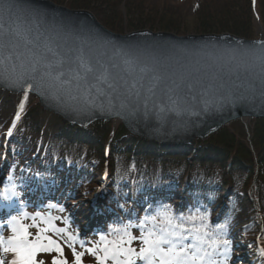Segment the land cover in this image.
I'll use <instances>...</instances> for the list:
<instances>
[{"label":"water","instance_id":"1","mask_svg":"<svg viewBox=\"0 0 264 264\" xmlns=\"http://www.w3.org/2000/svg\"><path fill=\"white\" fill-rule=\"evenodd\" d=\"M4 3L11 7L0 8V89L35 97L70 125L113 121L170 147L205 140L234 120L264 119L262 32L118 33L89 10Z\"/></svg>","mask_w":264,"mask_h":264},{"label":"trees","instance_id":"2","mask_svg":"<svg viewBox=\"0 0 264 264\" xmlns=\"http://www.w3.org/2000/svg\"><path fill=\"white\" fill-rule=\"evenodd\" d=\"M51 1L71 9L89 10L101 24L119 33L125 32L122 23L124 10L129 16L139 15L146 23L143 25L139 20L127 22L129 30L141 29L148 24L151 27L159 25L161 30L170 28L177 35H184L185 30L193 26L200 33L227 32L250 39L256 38V25L253 21L255 11L264 32V0H200L191 13V0H179L174 5L164 0ZM187 16L191 18L190 21L186 20ZM204 23L210 24L208 28H201ZM21 98V94L0 89V122L4 124H0V135L9 118L17 112ZM112 123L99 121L86 128H79L43 110L34 97L26 96L17 124L20 133L9 142L7 160L18 158L32 147L39 146L49 158L42 161V182H50L54 172L60 175L71 164L70 175L79 184L93 181L94 168L89 161L95 159L97 166L102 169L107 162L110 177H114L118 187L114 194L108 195V200L117 198L119 205L116 207L127 208L132 204L133 209L142 207V212L152 216L167 212L178 217L179 223L187 228L209 229L217 239H228L230 232H235L251 246L255 244L253 239L260 228L264 232V119H251L247 127L241 120L232 121L206 140H195L192 145L174 146L172 153H166L167 146L130 136L121 124L109 142ZM81 144L87 147L84 151L79 149ZM106 146L110 149L108 158L105 157ZM49 150L51 153H48ZM116 155H128V158H115ZM144 158L160 161L161 167L155 169L144 165ZM180 159H185L188 167L185 187L190 183L196 185V188L186 189L183 193L182 205L175 198L179 189L176 183L182 182L183 175L179 178L165 171ZM194 165L200 171L192 180L189 171ZM127 168L129 176L122 177L125 173L122 170ZM217 168L220 169L221 186L223 189L229 188L231 194L222 212L215 214L216 208H213L212 203L216 202L215 193L220 191L212 187L215 185L214 170ZM254 176L256 206L247 196ZM15 177L18 178L17 174ZM25 180L29 183L33 181L32 175L27 173ZM236 184L242 186L241 196L234 191ZM212 217L215 219L212 220ZM221 225L226 227L221 228Z\"/></svg>","mask_w":264,"mask_h":264},{"label":"rangeland","instance_id":"3","mask_svg":"<svg viewBox=\"0 0 264 264\" xmlns=\"http://www.w3.org/2000/svg\"><path fill=\"white\" fill-rule=\"evenodd\" d=\"M152 1L156 2L157 0H152ZM164 1L166 3H170L171 5H174L179 0H164ZM199 1L200 0H191V6H190L189 13H191L192 8H194ZM123 12L125 13L124 21L122 22L123 26H125L124 27L125 32L123 33L135 31V30H129L126 27L127 22L134 23L135 21L139 20L141 24L143 25L146 24L144 19L141 18L139 15L129 16L126 14L125 10ZM190 19L191 18L190 17L188 18L187 16L186 20L190 21ZM253 21L256 25L255 36L256 38H258L261 35L259 31V26L261 27V25L258 22L257 16H255ZM208 22L211 24V21H208ZM210 24L204 23L203 27L201 28H208ZM159 27H160L159 25L151 27V25L147 24L141 29H149L152 31H167V32L177 34L175 30L173 29L168 28L166 30H161L159 29ZM137 30H140V29H137ZM185 31H186L185 34H194V33L202 34L198 32L197 29L194 28L193 26L192 27L189 26V28L186 29ZM0 124H3V122H0ZM112 124H113L112 128L115 131L119 124L117 126H115L114 123ZM248 124L249 122L245 123L246 126ZM19 133H20V129L18 128L15 135H17L18 137ZM173 147L174 145H172L171 147H168L167 148L168 150L166 151V153H172ZM86 148L87 147L85 144H81L79 147V149L82 151H84ZM118 156L120 157L125 156L128 158V155L127 156L126 155H116L115 158H119ZM1 159H2V156H0V184L2 183L4 186L3 187L0 186V190H1L0 194L2 193L6 194L8 198H12L13 195L16 194L17 196L20 197L21 202L24 204L17 211L11 212L8 218L9 225L2 232L0 230V235H2L6 241L8 236L14 234L12 232L13 225H15L16 227H19V225L24 224V225H28V231L31 233V235L29 236L30 240H35L39 236L41 244L49 245L48 237H51V239L55 241L56 244L60 245L61 248L63 249L62 252H57L55 250L56 244H52L50 245V247L52 248V251L38 252L36 254V259L38 261H44V264H52V258L55 256L59 259H66L68 261V264H113L114 262L108 261L107 258L112 259L113 257H116L120 261H123V259H126V260L128 259V257L122 251H119V249L131 247L138 253L141 247H147V245L143 244L142 240L135 239V240H132L130 244L128 245L123 244L120 247H114L115 243H113L112 247H108L106 249L104 247L106 243H104V246L97 244L96 247L92 245L93 246L92 248L86 249V247H90V246L86 244L80 246L77 243H73L71 239L66 236V234L64 233L65 231L61 230L64 228V225H66V222H67L66 213L68 211H70V213L73 215L74 218H82L83 216L81 217V214L85 213L86 210H81L83 212L79 211L77 213L76 211H78L79 209L85 208L87 205H90L93 202L97 203V201L99 203L97 205L100 208V211L102 210V207H100L101 198L106 199V196H102V194L95 193V190L100 185L101 172H102V167H99V165L97 166L95 159L89 161V164L92 166V168H94V171L92 172V177L94 181L92 183L75 184L73 181V178H70V179L63 180L60 184H58V182L55 184L50 182L48 183L49 187L46 185L47 186L46 188H50V189L56 188V189L61 190V192H65L66 191L65 188H66L68 191L64 195H67V196L72 195V197L75 199L67 200L65 201L66 203L63 201H60V202L49 201L42 207H39L37 204L34 203L35 200L38 199L36 198V195L33 198L29 197L30 200H28L27 199L28 196H25L23 198L22 195H24L25 192L21 191V188L19 186H18L19 189H17L11 185L12 183L10 180V172H8L9 165L5 161L2 162ZM159 162L160 161L158 160H154V158H144L143 160L144 165L151 166L150 168L154 167L155 169H158L161 167ZM186 164L187 162L185 159H180L178 163L168 166L165 170L166 172L170 174H174L178 176L179 178L183 175L184 179H182V182L179 183L178 181V183H176V184H179V189L177 191V194H181L183 188H185V191H186V189H189V190L194 189L196 186L194 184H188V186L185 187L186 185H184L186 175L188 174V167ZM122 171L125 172L122 174V177L129 176L128 168ZM199 171H200L199 168L194 165L192 169L189 171V174L191 175L190 177L193 179L195 174H197ZM219 173H220V169L217 168L216 170H214L213 182L215 185L213 188H216V186L218 187L217 184L221 183ZM113 178L114 177H112L111 180L115 182ZM107 182L109 183L110 181L108 180ZM30 186H32V184ZM36 187H39L38 184H36ZM11 190H15V192L13 193L11 192ZM71 190H74L75 193L68 194ZM106 190H109L108 186H106ZM227 190H229V188L223 189L222 187V189L219 190L221 191L220 193L218 192L215 193L214 199L216 202H213V203L211 202L213 208H216L215 214L218 213V211L222 212V207L226 206V204L228 203L227 198L230 196L231 193L227 194L226 193ZM234 191L236 192L238 196H241V194H243L241 184H236L234 187ZM247 196L250 197L249 191L247 192ZM103 209H104L103 212H105V214L103 213V215H107L108 214L107 207ZM13 217H16L15 221L12 220ZM159 218L160 220L155 221L150 216L141 217V221L145 222V223L144 222L142 223L145 225V228H143L145 230H142L139 233L136 230L139 228H126V229L119 230V231L124 236H126L127 240L129 241L130 236L141 237L142 235H146L149 232H153L159 235L161 234L162 230H166L164 231V236L167 240H171L172 242L173 238L177 239L176 241L172 242V244L175 245L177 251H179L180 248H183L180 246V244L185 243L182 240L191 241V240L199 239L200 233L202 232L204 233V229H202L198 231L199 233H196V231H194L195 233L189 232L190 234L187 235L188 237L182 238L183 237L182 231L185 228L183 226L177 225V223L174 220L173 215L162 212L159 215L158 219ZM82 224H84V222ZM66 229L68 230L69 228L67 227ZM173 233H175V235H173ZM235 234L236 236L233 237V240H231L227 246V252H228L229 259H226V261L219 263V264H264V255L261 254V249H264V233L261 234L259 244L257 247H251L249 243L243 240L244 238L241 235H239L238 233H235ZM96 242L97 243L99 242V244L101 243L98 238L97 239L95 238V243ZM201 243H202L201 240H198V244L196 245L193 251H191L188 247H185L189 258L180 261L179 264H218V262L220 261L219 256H213L212 259H210L211 255L209 254H212V250H214L215 252H218L219 250L221 251L224 248V247L221 248L222 243H218L216 241L215 242L210 241L207 250L205 249L203 250L202 248L200 249ZM5 246L6 244L0 245V258H4L6 261V264H8V262H10L12 259H15L16 256L14 253H5L3 251ZM162 247L167 249L170 246H164L163 244ZM73 249H75V253L83 254L80 257L79 261H77L76 256L73 253ZM193 253H195L194 259L192 258ZM131 259L134 261V264H157V261H158V257L157 258L149 257L147 259H141L140 257L137 256V259H136V255H132ZM173 264H176V262H173Z\"/></svg>","mask_w":264,"mask_h":264},{"label":"snow or ice","instance_id":"4","mask_svg":"<svg viewBox=\"0 0 264 264\" xmlns=\"http://www.w3.org/2000/svg\"><path fill=\"white\" fill-rule=\"evenodd\" d=\"M10 7L11 5L7 3L0 4V8H10ZM32 72H36V68H32ZM21 79H23V77H21ZM32 79L36 80V77L33 76ZM28 87L32 88L33 85L29 84ZM20 107L22 110L23 103H21ZM15 119L16 120L20 119L19 113H17ZM12 127H15V121L13 122ZM8 134L11 135V129H9ZM7 198L8 197L5 194V199ZM12 220L15 221L16 217H13ZM220 227L224 228L226 226L221 225ZM164 231L166 230H162L161 234L159 235L153 232H149L146 235H142L141 237L130 236L129 241L127 243H131V241L135 239H140L143 241L144 245H147V247H141L138 253L131 247L119 249V251H122L128 257L126 264H134V261L131 259L132 255H137L141 259H147L149 257L151 258L158 257L157 264H173V262L179 264L180 261L188 259L189 257L187 250L185 248H180L179 251H177L175 245L172 244L171 240H167L165 238ZM12 232L14 234L8 236L6 241L4 237L0 235V245L6 244L3 251L5 253H14L16 256V258L12 259L10 262H8V264H44V261H38L36 259V254L38 252H50L52 251L50 245L56 244V242L53 241L51 237H48L49 245L41 244L39 236L35 240H30L29 236L31 235V233L28 231V225L21 224L19 225V227L13 225ZM173 235H175V233H173ZM121 242L124 243L123 241ZM220 243H222L225 246V254H226L229 241L223 240ZM163 244H169L170 247L165 249L164 247H162ZM55 250L57 252L63 251L61 246L58 244H56ZM73 253L76 256L77 261H79L80 257L83 255L82 253H75V249H73ZM261 254L264 255V249H261ZM192 258L193 259L195 258V253L192 254ZM0 264H6L4 258H0ZM52 264H68V261L66 259H59L54 256L52 258Z\"/></svg>","mask_w":264,"mask_h":264},{"label":"bare ground","instance_id":"5","mask_svg":"<svg viewBox=\"0 0 264 264\" xmlns=\"http://www.w3.org/2000/svg\"><path fill=\"white\" fill-rule=\"evenodd\" d=\"M260 32H262L261 30H259ZM223 33H225V32H223ZM194 34H198V33H194ZM202 34H208V33H202ZM250 39V38H249ZM10 171H14V172H16V171H20L19 169H11V168H8V172H10ZM24 198V197H23ZM87 214H84V216H86ZM93 217H95V216H93ZM127 261V260H126ZM126 261L123 259V262L126 264ZM114 262L115 263H121V261L119 260V259H116L115 258V260H114Z\"/></svg>","mask_w":264,"mask_h":264}]
</instances>
